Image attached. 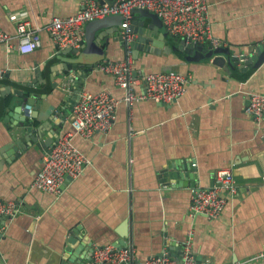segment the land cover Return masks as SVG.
Listing matches in <instances>:
<instances>
[{
  "label": "crops",
  "instance_id": "crops-1",
  "mask_svg": "<svg viewBox=\"0 0 264 264\" xmlns=\"http://www.w3.org/2000/svg\"><path fill=\"white\" fill-rule=\"evenodd\" d=\"M207 2L213 35L222 42L218 48L242 54L264 43V0ZM82 8L83 0H0V28L13 36L10 44H0V101L11 100L0 115V148L12 142L18 121L11 117L5 122V116L23 98L35 95L32 123L45 122L42 139L53 138L50 144L55 145L61 136L74 133L73 110L66 115L70 98H75L70 84L86 73L82 66L69 70L67 64H92L83 92L105 91L119 101L109 132L91 138L74 135L90 164L80 177H67L58 193L33 186L43 151L31 148L5 165L0 198L15 201L19 212L12 221L0 219V264H63L71 236L76 238L73 248L81 245L75 252L80 258L90 256L88 240L82 242L87 237L93 247L132 246L142 261L164 253L181 260L190 231L198 264L245 262L264 250V117L257 120L247 112L248 93H264V64L246 71L235 65L227 71L212 59L188 61L166 28L165 47L173 49L162 55L142 53L135 60L136 92L142 96L146 90L144 75L161 71L191 78L188 91L170 104L148 98L129 104L125 89L98 66L126 58L121 33L103 38L102 50L81 46L73 54L58 48L45 29L54 16H72ZM135 16L150 25V18ZM23 20L32 30H42V45L27 54L19 50L18 24ZM7 151L14 154L11 146ZM185 162L196 164V188L190 181L182 186L161 182L159 174L168 164L179 169ZM225 168L234 174L238 194L216 219L192 215L194 190L213 187L214 174Z\"/></svg>",
  "mask_w": 264,
  "mask_h": 264
},
{
  "label": "built area",
  "instance_id": "built-area-1",
  "mask_svg": "<svg viewBox=\"0 0 264 264\" xmlns=\"http://www.w3.org/2000/svg\"><path fill=\"white\" fill-rule=\"evenodd\" d=\"M147 9L162 19L169 33L186 39L188 43L210 42L215 47L222 45L214 37L212 20L207 0H116L112 5L101 4L100 0H83V8L75 15L54 16L45 29L60 49L81 48L86 26L95 20L110 16H122L121 36L125 42L127 56L121 60H105L100 70L111 74L116 84L126 91V102L132 104L138 99H153L164 103H174L188 91L191 78L175 71H161L144 75L146 90L143 95L136 92L139 79L135 73V59L131 42L136 38L132 29L136 9ZM41 29L32 30L30 22L23 20L18 24L19 50L31 53L42 45ZM13 36L0 28V44H10ZM247 112L257 120L264 117V93L249 92ZM119 101L110 93L85 91L73 108L71 124L74 133L61 136L51 152L44 154L43 163L36 174L33 186L42 191L58 193L67 177H80L90 159L73 142L74 135L91 138L97 133H107L116 119ZM32 107L26 105L25 115L31 117ZM196 165V164H194ZM239 188L230 169H221L214 174L211 188H198L192 195L190 211L192 215H206L216 219L222 215L228 199L238 194ZM19 212L15 201L0 198V219L12 221ZM264 260V250L245 262L252 264ZM88 264H198L194 250V236L190 231L183 243V256L179 260L171 254L150 256L142 261L132 246L119 248L113 244L94 247L92 260Z\"/></svg>",
  "mask_w": 264,
  "mask_h": 264
},
{
  "label": "water",
  "instance_id": "water-1",
  "mask_svg": "<svg viewBox=\"0 0 264 264\" xmlns=\"http://www.w3.org/2000/svg\"><path fill=\"white\" fill-rule=\"evenodd\" d=\"M116 0H100L101 4L108 3L110 5L114 4ZM141 13L142 17L150 18V25H146L144 20H137L136 16L133 20L132 29L136 34V38L131 42V47L133 48V55L135 60H138L142 53L146 54H156L162 55L163 53H170L173 47H165V43L167 42L168 32L166 27H164L162 19L158 14L148 11L147 9H136L135 15ZM122 16H110L105 19L95 20L90 22L87 25V29L85 32L84 39L82 41V48L89 49L93 51L102 50L103 46H100V42L103 38L108 37V34H117L120 36L122 31ZM165 28V29H164ZM177 42H179L178 49L183 51L187 56L188 61L200 62L204 59H212V64L216 66H220L221 68L229 71L232 66L238 65L243 70H248L251 67L259 68L264 64V43L258 45L255 49H252L248 52H243L242 54H234L230 48H218L215 47L212 43L208 46L206 42H190L188 43L186 39L183 38H175ZM120 40L123 45L125 42L123 41L122 36H120ZM99 42V44H97ZM67 52L70 53H78L80 49L78 48H67ZM221 55V56H219ZM67 68L69 70L77 69L78 66H82L85 73L77 74V77L72 79L70 84V88L75 92V98H70V106L67 107L66 115L69 116L73 110V107L77 104L80 99L82 92L84 91L85 83L87 76L91 74L93 71V65H76V64H67ZM40 75V74H39ZM8 89V87H7ZM23 97V93H21ZM37 98L35 95L32 98H23L24 102L16 106L12 112H9L5 116V122L11 117H15L18 121L13 127L12 134V142L9 143L4 148H0V172L3 171L6 164H12L17 158H20L24 153L31 150V148L38 149L43 151L44 154L50 153L51 148L54 146L51 140L42 139L41 133V125L35 126L32 123V118L37 115L31 114V117L23 114L25 111L26 105H31L35 103L34 99ZM4 106L6 109L11 104V100L9 98H4ZM40 106L35 108V111H39ZM25 113V112H24ZM60 120H57V123L60 124ZM59 134V132H58ZM58 134L56 138H58ZM50 141L51 144H50ZM11 146L14 150V154H8V147ZM181 167L177 169L176 163L168 164L166 168H164L160 174L159 178L161 182H164L167 185H171L173 183H178L179 186L188 185L186 184L190 181V186L196 188L198 186V178L199 176L196 174V166L194 162L191 164L190 162H185V164H181ZM214 183V181H213ZM214 184H212L213 186ZM90 245V256L87 257H77L76 254L80 252L81 245L78 248H73L76 243V238L71 236L68 238L67 246L65 248L64 256H62L63 264H88L93 257L94 247L93 243L90 242V238L83 239V244ZM85 245V244H84ZM117 247L123 248L124 244L119 243ZM76 252V254H75ZM200 258V257H199ZM197 258L198 263H200V259Z\"/></svg>",
  "mask_w": 264,
  "mask_h": 264
},
{
  "label": "trees",
  "instance_id": "trees-1",
  "mask_svg": "<svg viewBox=\"0 0 264 264\" xmlns=\"http://www.w3.org/2000/svg\"><path fill=\"white\" fill-rule=\"evenodd\" d=\"M5 111H6V107L4 106V101H0V115H3Z\"/></svg>",
  "mask_w": 264,
  "mask_h": 264
}]
</instances>
